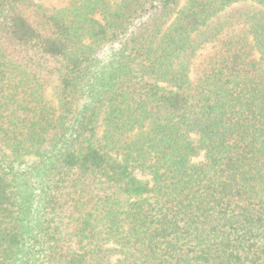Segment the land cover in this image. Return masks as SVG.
Returning a JSON list of instances; mask_svg holds the SVG:
<instances>
[{"label":"trees","instance_id":"1","mask_svg":"<svg viewBox=\"0 0 264 264\" xmlns=\"http://www.w3.org/2000/svg\"><path fill=\"white\" fill-rule=\"evenodd\" d=\"M0 264H264V0H0Z\"/></svg>","mask_w":264,"mask_h":264},{"label":"rangeland","instance_id":"2","mask_svg":"<svg viewBox=\"0 0 264 264\" xmlns=\"http://www.w3.org/2000/svg\"><path fill=\"white\" fill-rule=\"evenodd\" d=\"M44 2L46 5H53V6H61L65 3L66 0H40ZM211 50V46H206L202 50L198 52L197 61H199L203 56L207 55ZM199 160V159H195Z\"/></svg>","mask_w":264,"mask_h":264}]
</instances>
